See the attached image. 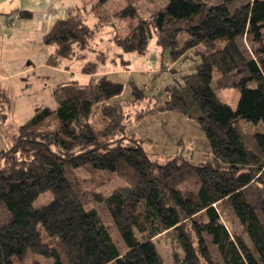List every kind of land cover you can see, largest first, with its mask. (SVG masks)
<instances>
[{"label": "trees", "instance_id": "trees-1", "mask_svg": "<svg viewBox=\"0 0 264 264\" xmlns=\"http://www.w3.org/2000/svg\"><path fill=\"white\" fill-rule=\"evenodd\" d=\"M153 35L173 61L200 59L161 104L144 85L129 82L123 100L124 83L94 77L128 69L126 53L145 52ZM42 40L47 65L88 78L0 149V264H163L160 241L173 264H264V0H90ZM168 111L202 130L198 164L159 163L135 138L145 114ZM114 176L123 184L99 192Z\"/></svg>", "mask_w": 264, "mask_h": 264}, {"label": "rangeland", "instance_id": "rangeland-1", "mask_svg": "<svg viewBox=\"0 0 264 264\" xmlns=\"http://www.w3.org/2000/svg\"><path fill=\"white\" fill-rule=\"evenodd\" d=\"M146 8L145 3L138 4V12L142 17L145 16ZM88 21L93 23L94 19L89 16ZM184 36L185 35L182 34L179 39L182 40ZM106 40L105 38L104 41ZM104 43L105 42H100L102 46L105 45ZM189 53L191 54L192 52L190 51ZM126 57L130 60L128 69L113 68L108 65L106 66V72L104 71L96 75L100 76L101 74H105L101 76H107L110 74L122 81L126 87L120 99H132L128 83L135 82L138 86L144 85L146 87L144 94L148 97L151 96L158 99L159 104L163 102V97H165V87L172 85L174 78L180 79V76L193 71L195 65L200 61L198 57H194V59L181 57L173 61L169 56V52L166 50L162 51L156 43L155 35L150 38L145 52H128L126 53ZM54 68L60 71V77H63V74L65 76L70 75L76 77L80 81H85L88 78L87 75L84 74L83 76L85 77L81 76L82 73L79 67L73 64L70 67H65L63 65L62 67ZM27 77V79L31 78L30 76ZM257 77L258 80H261L260 75ZM41 87L38 88L35 83H33L28 87L30 91L23 95H17V93H0V103L5 101L7 106L6 109H0V149L9 148L14 143L15 137L18 135L16 132L19 127L17 126L21 125L20 123L24 122L26 119L30 120L38 110L41 109V107L38 108V105L41 103L42 99L44 102H48L53 95V101L49 105L57 104V94L53 92L51 95V91L45 88L46 86L43 85V88ZM223 96L228 100L231 106L234 107L239 95L237 90L228 88L223 89ZM10 99L16 110L14 116L11 114ZM4 113H8L6 114L7 116L4 115ZM89 130L92 131L91 128H89ZM91 131L89 135L92 134ZM134 133L135 138L141 141L150 158L159 163H163L167 159L175 156H182L190 163L198 164L202 156L209 151L208 142L196 121L172 111L145 114L135 125ZM121 184H123L122 180L114 176L109 184L99 189V192L107 194ZM51 198L52 196L50 193L41 195L34 204H43ZM156 247L162 258L163 264L174 263L171 250L168 249L162 241L157 243Z\"/></svg>", "mask_w": 264, "mask_h": 264}, {"label": "crops", "instance_id": "crops-1", "mask_svg": "<svg viewBox=\"0 0 264 264\" xmlns=\"http://www.w3.org/2000/svg\"><path fill=\"white\" fill-rule=\"evenodd\" d=\"M87 2V0H0V93L23 95L29 92L28 87L35 83L38 88L46 86L51 95L55 92L58 99L59 89L77 78L64 74L60 77L61 73L56 70L57 68L45 63L49 48L44 45L42 36L58 19L76 14L77 9H81ZM18 10L31 11L33 16L30 19L18 18ZM27 76L31 78L27 79ZM106 77L122 82L110 74ZM52 101L53 95L48 102L42 99L38 105V108L41 107L38 112L44 109L54 110L58 102L56 105H49ZM10 104L11 114L14 116L16 110L12 100ZM3 108H7L5 101L0 103V109ZM6 114L8 113H4ZM27 120L20 124H25Z\"/></svg>", "mask_w": 264, "mask_h": 264}]
</instances>
